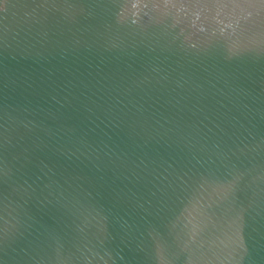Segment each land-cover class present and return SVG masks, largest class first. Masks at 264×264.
<instances>
[{
	"label": "water",
	"instance_id": "1",
	"mask_svg": "<svg viewBox=\"0 0 264 264\" xmlns=\"http://www.w3.org/2000/svg\"><path fill=\"white\" fill-rule=\"evenodd\" d=\"M0 264H264V0H0Z\"/></svg>",
	"mask_w": 264,
	"mask_h": 264
}]
</instances>
